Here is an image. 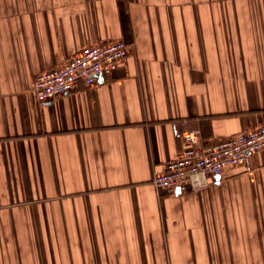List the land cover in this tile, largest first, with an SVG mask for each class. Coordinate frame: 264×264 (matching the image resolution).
I'll use <instances>...</instances> for the list:
<instances>
[{
	"label": "crops",
	"instance_id": "crops-1",
	"mask_svg": "<svg viewBox=\"0 0 264 264\" xmlns=\"http://www.w3.org/2000/svg\"><path fill=\"white\" fill-rule=\"evenodd\" d=\"M123 39L96 86L34 80ZM264 124V0H0V264H264V150L203 190L153 179Z\"/></svg>",
	"mask_w": 264,
	"mask_h": 264
},
{
	"label": "built area",
	"instance_id": "built-area-1",
	"mask_svg": "<svg viewBox=\"0 0 264 264\" xmlns=\"http://www.w3.org/2000/svg\"><path fill=\"white\" fill-rule=\"evenodd\" d=\"M130 45L123 39L94 42L81 47L57 67L38 73L34 95L38 103L52 102L74 92L80 83L96 86L102 75H111L128 56ZM186 146L175 159L165 161L153 183L170 194L199 191L216 176L243 167L248 157L264 150V124L224 140L205 143L199 128L184 137Z\"/></svg>",
	"mask_w": 264,
	"mask_h": 264
},
{
	"label": "water",
	"instance_id": "water-1",
	"mask_svg": "<svg viewBox=\"0 0 264 264\" xmlns=\"http://www.w3.org/2000/svg\"><path fill=\"white\" fill-rule=\"evenodd\" d=\"M216 177H218V176H216ZM178 193H180V191H178Z\"/></svg>",
	"mask_w": 264,
	"mask_h": 264
}]
</instances>
